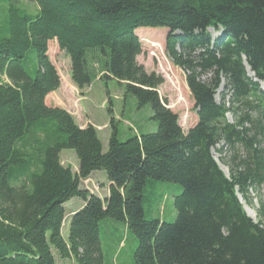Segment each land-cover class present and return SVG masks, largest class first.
I'll return each instance as SVG.
<instances>
[{"label":"trees","instance_id":"obj_1","mask_svg":"<svg viewBox=\"0 0 264 264\" xmlns=\"http://www.w3.org/2000/svg\"><path fill=\"white\" fill-rule=\"evenodd\" d=\"M26 1L34 8L0 0V264H103L102 221L134 236L132 264H264V221L236 196L251 207L250 190L264 188V0ZM140 28L168 30L165 51L185 74L197 118L186 133L158 95L164 79L137 62ZM54 40L77 89L117 81L139 107L150 105L157 130L121 140L111 118L103 152L93 125L48 106L60 87ZM64 149L75 152L77 172L61 163ZM101 170L104 197L80 186ZM161 183L182 188L171 223L144 217L145 191ZM74 198L82 207L64 239V204Z\"/></svg>","mask_w":264,"mask_h":264},{"label":"rangeland","instance_id":"obj_2","mask_svg":"<svg viewBox=\"0 0 264 264\" xmlns=\"http://www.w3.org/2000/svg\"><path fill=\"white\" fill-rule=\"evenodd\" d=\"M22 2L27 4L31 9L35 6L34 4L28 5L26 0H22ZM29 12L33 14L37 13L33 11ZM208 32L214 39L220 36V31L209 29ZM135 33L140 38L142 45L141 54L137 56V62L144 67L147 73L154 72L164 79V82L157 89L158 95L161 100H166L165 106L177 114L178 123L183 132L186 133L196 123L197 118L193 107L194 102L185 82V74L181 69L171 64L165 51V39L168 30L165 28H140L136 29ZM55 43V40L50 41L48 56L59 74L61 87L54 94H49L46 97L45 102L48 106H62L73 116L78 125L94 124L102 126L97 131L102 143L103 152H106L108 147V139L111 133V118L114 119L117 135L121 140L130 137L132 130L137 134L144 132L153 133L157 130L158 123L152 119L153 113L150 105L139 107L133 96L125 94L124 86L113 79L100 80L96 78L83 90L77 89L76 86L75 88L72 87L71 90L66 89L67 83L73 85L70 80L69 59L64 52L58 49ZM208 77L209 75L204 76L202 80L205 81ZM224 90V82L222 81L216 89V100H220V95ZM109 108L112 109V115L108 112ZM227 119L230 122L233 121L230 115H227ZM214 155H216L215 152ZM59 156L64 166H70L73 172H77L79 164L73 150L64 149L59 153ZM219 163L225 167L222 162L219 161ZM224 171L226 172V170ZM107 183L106 173L101 170L80 181V186L103 196L108 191ZM102 185L105 188L101 189ZM153 190L155 191L153 192ZM181 191L182 188L173 183H161L157 184L154 189H146L145 196L148 200H145L144 203V217L147 220L157 219L160 222H173L176 216L173 199ZM250 197L253 199L252 206L246 207V210L247 208L250 209L249 211L253 213L252 217H254L255 221L259 219L264 221V218L258 213L260 204L264 205V189L257 192L250 190ZM243 204L246 205L244 202ZM81 207L82 201L78 198H74L64 204L65 218L61 228V235L64 239L68 237L69 217L71 213L79 210ZM106 221L113 222L109 219ZM103 222L101 223L102 228L106 230L100 235L103 264H132V253L137 247V241L134 236L127 229L123 228L121 222H115L116 225H103ZM119 239L123 240L122 245L118 247ZM57 264L74 263L72 260H58Z\"/></svg>","mask_w":264,"mask_h":264},{"label":"crops","instance_id":"obj_3","mask_svg":"<svg viewBox=\"0 0 264 264\" xmlns=\"http://www.w3.org/2000/svg\"><path fill=\"white\" fill-rule=\"evenodd\" d=\"M60 87H61V84H60ZM60 87L58 88V90L60 89ZM66 87H67L66 89H68V90H71L72 87L75 88V86H73V85L70 84V83H67V84H66ZM58 90H57V91H58ZM55 92H56V91H55ZM55 92H52L51 95L54 94ZM55 102H57V101H55ZM57 103H58V102H57ZM58 107H61V108H62V106H58ZM63 109H64V108H63ZM92 125H93L96 129H98V128L101 129V127H102V126H99V125H94V124H92ZM79 126H80V127H85L86 125H79ZM94 173H95V172H93L92 174H94ZM92 174H91V175H92ZM91 175H90V176H91ZM107 184H108V186H109V183H107ZM103 188H105V187H101V189H103ZM91 192H93V191H91ZM94 193H95V192H94ZM107 195H108V191H106V195H103V197H104V196H107Z\"/></svg>","mask_w":264,"mask_h":264},{"label":"water","instance_id":"obj_4","mask_svg":"<svg viewBox=\"0 0 264 264\" xmlns=\"http://www.w3.org/2000/svg\"><path fill=\"white\" fill-rule=\"evenodd\" d=\"M245 66H246V70H247V74L250 76V74H252L249 70V68L247 67L246 63L244 62ZM219 165V164H218ZM220 169L225 173V171L222 169L221 165H219ZM225 175L227 176V174L225 173ZM247 213V210H246ZM248 214V213H247ZM251 219H253V217L250 216Z\"/></svg>","mask_w":264,"mask_h":264},{"label":"bare ground","instance_id":"obj_5","mask_svg":"<svg viewBox=\"0 0 264 264\" xmlns=\"http://www.w3.org/2000/svg\"><path fill=\"white\" fill-rule=\"evenodd\" d=\"M222 167H223V169L226 170V172H227L226 167H224V166H222ZM247 210H248L249 214H250L251 216H253V213L249 211L250 209L247 208Z\"/></svg>","mask_w":264,"mask_h":264}]
</instances>
